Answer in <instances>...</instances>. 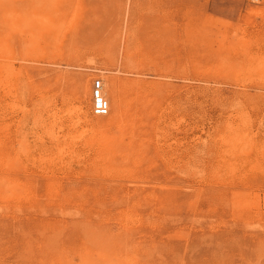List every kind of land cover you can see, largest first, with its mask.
Masks as SVG:
<instances>
[{
    "label": "rangeland",
    "instance_id": "rangeland-1",
    "mask_svg": "<svg viewBox=\"0 0 264 264\" xmlns=\"http://www.w3.org/2000/svg\"><path fill=\"white\" fill-rule=\"evenodd\" d=\"M0 264H264V0H0Z\"/></svg>",
    "mask_w": 264,
    "mask_h": 264
},
{
    "label": "bare ground",
    "instance_id": "bare-ground-1",
    "mask_svg": "<svg viewBox=\"0 0 264 264\" xmlns=\"http://www.w3.org/2000/svg\"><path fill=\"white\" fill-rule=\"evenodd\" d=\"M64 33V32H63ZM32 34V33H31ZM12 65V64H11ZM13 70V69H12ZM7 76V75H6ZM100 80H101V84H100V90H101V94L106 98V97H108L110 100H111V102H112V104L115 106V110H116V113H115V119L117 120V119H122V116L124 115V112H125V109H124V103H123V98H122V88H121V84H122V81L123 80H121V78L120 77H116V76H111V77H109L108 78V80H104L102 77L101 78H99ZM95 80V79H94ZM88 88V87H87ZM78 90V89H77ZM94 92V89H92V93ZM17 96V95H16ZM17 98V97H16ZM10 100L8 101V103H7V107L9 108V109H17V108H20V105H19V102H17V100L15 99V94L13 93V92H10V98H9ZM107 99V98H106ZM68 100V99H67ZM71 100V99H70ZM70 100H68V101H65V102H67L68 104L66 105V108L64 109L65 110V113L66 114H68L69 116H74V115H77V114H79V113H82V115L84 114L85 116L88 114V112H89V108H86V109H84L83 108V105H82V102H81V100H79L78 98H74V99H72L71 101ZM107 101H108V99H107ZM108 103H109V101H108ZM63 104H64V102H63ZM84 104V103H83ZM23 107V106H22ZM62 108H63V106H62ZM61 108V109H62ZM11 110V111H12ZM56 110V109H55ZM109 110H110V103H109ZM14 111V110H13ZM12 111V112H13ZM16 111V110H15ZM109 113V112H108ZM107 113V114H108ZM56 114V113H55ZM63 114V113H62ZM107 114H105V115H107ZM61 116H63V115H61ZM79 116V115H78ZM137 116V115H136ZM54 118V117H53ZM59 118V117H58ZM55 119V118H54ZM59 121H60V119H58ZM69 120V119H68ZM110 120V119H109ZM51 121V120H50ZM54 121H56V120H53V122ZM52 122V121H51ZM58 122V121H57ZM61 122V121H60ZM59 122V123H60ZM120 122V121H119ZM132 122H141V121H132ZM73 123H75V122H73ZM48 125L50 124V123H47ZM54 124H56V123H54ZM72 124V123H71ZM5 125V124H4ZM47 125V126H48ZM53 125V124H52ZM74 125V124H73ZM41 126H42V123H41ZM57 126V125H56ZM6 127H8L7 125H6ZM31 127V126H30ZM54 127V126H53ZM58 127H60V126H58ZM49 128V127H48ZM44 129L45 128H43V131H44ZM54 129V128H53ZM60 130H61V128H59ZM48 130V129H47ZM46 130V131H47ZM6 131H8V130H6ZM5 131V132H6ZM56 131H58V128H57V130ZM39 132V131H38ZM45 132V131H44ZM49 132V135L52 137V138H54L55 136H57V135H54V132H53V130H52V128H51V130H49L48 131ZM135 129H131V132H130V137L128 138V144L129 145H131V144H133L134 143V135H135ZM138 132H139V137H140V133H141V130H138ZM8 133V132H7ZM46 133V132H45ZM69 134V133H68ZM38 135V134H37ZM70 135V134H69ZM38 136H40V135H38ZM59 137V136H58ZM79 137V136H78ZM56 138V137H55ZM81 138V137H80ZM99 138V137H98ZM102 138H103V136H102ZM101 138V139H102ZM116 138V137H115ZM58 139V138H57ZM114 139V138H113ZM121 139H122V137H121ZM111 140V139H110ZM102 141V140H101ZM18 142V141H17ZM53 142V141H52ZM104 142V141H103ZM106 142V141H105ZM113 143V142H112ZM47 144V143H46ZM58 144V143H57ZM108 144V143H107ZM59 147V146H58ZM12 148H13V146H12ZM15 148V147H14ZM11 149V148H10ZM45 150V149H44ZM68 151V150H67ZM26 152H27V150H25V148H24V146H22V143L20 144H18V146L16 147V149H15V154L16 155H18V158H19V156H21V155H25L26 154ZM28 153V152H27ZM76 154V153H75ZM81 154V153H80ZM42 155V154H41ZM50 155V154H49ZM79 155V154H78ZM68 156V155H67ZM12 157V156H11ZM14 157V156H13ZM46 157H48V156H46ZM15 158V157H14ZM58 158H60V153H56L53 157H50V160H54V159H58ZM31 159V158H30ZM60 159H62V158H60ZM3 160V159H2ZM3 162V161H2ZM53 162V161H52ZM5 166H6V164H5ZM8 166H10L9 164H8Z\"/></svg>",
    "mask_w": 264,
    "mask_h": 264
},
{
    "label": "built area",
    "instance_id": "built-area-1",
    "mask_svg": "<svg viewBox=\"0 0 264 264\" xmlns=\"http://www.w3.org/2000/svg\"><path fill=\"white\" fill-rule=\"evenodd\" d=\"M100 84L101 80L99 78H96L93 82L94 92L92 93V110L95 114L105 115L109 112V103L107 99L101 94Z\"/></svg>",
    "mask_w": 264,
    "mask_h": 264
}]
</instances>
